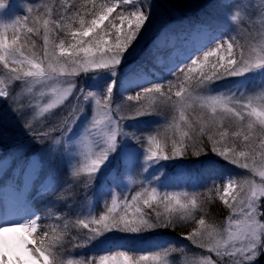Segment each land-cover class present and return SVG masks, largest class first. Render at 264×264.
<instances>
[{"label":"snow or ice","instance_id":"1","mask_svg":"<svg viewBox=\"0 0 264 264\" xmlns=\"http://www.w3.org/2000/svg\"><path fill=\"white\" fill-rule=\"evenodd\" d=\"M8 4L0 0V9ZM212 7L213 13L199 27L190 28V45L160 66L159 75L155 70L146 72L144 61L135 59L156 15L153 0L62 4L55 19L48 4L35 10L32 4L25 5L22 11L27 14L13 19L0 14V100L7 103L31 142L46 153L50 165L71 153L64 190L83 181L85 194L94 190L104 208L98 216L89 208L84 218L65 220L62 230L59 225L41 224L49 219L51 208L45 216L36 208L15 218L0 214V264H144L149 260L170 264L173 253L181 255L177 264H256L257 257L264 255V0L254 5L249 0H216ZM253 7L260 17L258 29L250 12ZM117 8L121 10L116 12ZM41 28L43 43L38 48L32 37L40 36ZM179 28H184L182 21ZM176 31L166 24L157 39L163 36L167 44L169 33ZM165 75L173 79L165 81ZM81 77L91 84L84 86ZM221 82L227 83L218 91ZM17 83L29 93L39 89V100L48 97V102L43 106L19 103L20 93L10 92ZM253 84L260 85L259 95L248 94ZM132 89H136L134 96H123ZM114 94L125 101L143 98L148 103L132 109V115H122L119 103L112 107ZM69 98L75 100L72 111L47 129L38 131L33 126L28 113L52 115ZM158 106L174 113L162 126L163 132L159 125L146 132L129 126L130 120L160 116ZM197 107L205 111L191 118L186 115ZM82 118L84 123L76 132ZM226 118L233 124L225 126ZM187 141L210 143L213 154L251 174L239 180L228 174L222 185L213 178L218 198L229 210L223 227L206 223L204 216L195 219L200 207L195 194L189 198L186 191H159L170 167L188 171L183 168L186 156L207 155L203 149L189 153ZM136 165L142 172L153 169L152 177H145L147 186L130 199L127 195L121 199L117 189L125 188L122 176ZM71 198L57 199L71 210L73 205L67 204ZM193 220L196 227L181 235L202 250L199 255L188 257L184 245H158L160 250L151 255H136L142 250L128 243L130 237L175 230L178 223ZM70 229L78 235L71 236ZM70 236L80 241L71 249L66 248ZM96 245L101 254L77 258L76 249Z\"/></svg>","mask_w":264,"mask_h":264},{"label":"rangeland","instance_id":"2","mask_svg":"<svg viewBox=\"0 0 264 264\" xmlns=\"http://www.w3.org/2000/svg\"><path fill=\"white\" fill-rule=\"evenodd\" d=\"M112 2H116V0L104 1V3H109V5ZM153 2L155 4L154 11L156 15L153 19L152 25L150 26V30L147 33H144V38L140 41L138 55L135 59L144 61V70L146 72L155 70L157 75H159L160 66L169 63L170 60L174 59L179 53H182L189 45L188 37H182L185 35L183 29H185V27L188 29L191 28L192 25L190 23H192L194 20H197L195 19L197 17H203L207 19L209 15L213 13L212 5L216 3V0H153ZM224 2H228V0H224ZM237 2H239V0H237ZM249 2L250 4L254 5L256 0H249ZM8 3V7L6 9H0V14L4 15L6 20L27 14L22 11V9L28 4H32L34 10L38 5H51L53 7V18L55 19L57 18V13L61 11L60 6L62 4H71L72 0H8ZM40 10L42 12L43 8ZM120 10L116 12H119ZM250 12L252 18L257 21L256 28L258 29L260 17L257 15L256 8H251ZM112 16H110L109 19H113ZM181 21L184 25L183 29L179 28V23ZM114 22L119 23L118 20ZM107 23L108 21H105V24ZM166 24H170L177 28L176 32L169 33L167 37V44L164 43L165 37L160 36V38L157 39V36L161 32L163 26ZM29 26H32L31 21L29 22ZM242 27H246V25H242ZM42 35L43 29L41 28L40 36L32 37L36 40L38 48L42 47ZM173 38H180V41L185 47L179 41L177 45L172 43L171 40ZM0 72H3L2 66H0ZM168 77H170L169 79H173L172 76L165 75L164 80L167 81ZM81 80L83 81L84 86H89L91 84V81L83 80V77H81ZM156 82L160 81L157 80ZM225 83L227 82H221L218 84L217 90H221ZM175 90L177 89L174 88L173 93ZM17 91L20 93L18 102L24 105L39 102L40 105L43 106V104L48 102V97H45L43 100H39V89H35L33 92L29 93L26 90V86L22 87L21 84L17 83L15 88L10 89V92ZM135 91L136 89H132L128 92H125L123 96H134ZM259 93L260 85L253 84L249 86V95H259ZM82 103L83 101H81V104ZM117 103L121 105V114L127 116L134 114L132 109H135L141 104L147 105L148 101L143 98L138 102L135 100L125 101L119 94H114L112 107L115 108ZM74 104L75 100L73 98H69V100L66 101L61 107L54 109L52 115L45 114L44 117H36L35 112H30L28 115L33 117V126L38 131H40L47 129L50 125L55 124L58 120H60L64 114L72 111ZM156 110L160 113V116H145L136 121L130 120L128 121L129 126H134L141 132H144L143 128H146V132L151 131L154 127L159 125L161 126L160 131L163 132L164 129L162 126L171 120L174 113L169 107L166 106H158ZM75 111L78 112L79 109H76ZM201 111L205 110L197 107L194 110H189L186 115H189L191 118L194 114L198 115ZM175 115L178 117V113H175ZM83 123L84 120L82 118L79 124L76 126V132L80 131V126ZM246 123L247 120H245V125ZM224 124L225 126H228L229 124H233V121L230 118H226L224 120ZM231 130H235V127L233 126ZM59 134L60 132L58 126L56 135ZM169 135H171V133H169ZM26 136L27 135L21 128L20 123L9 110L7 103L4 100H0V165H2V170H5L8 166L12 167L14 164L15 167L10 170L8 175L16 178L18 171L19 174H21V172L25 169V165H27V163L32 160L35 164H37L40 172H42V175H48L50 177V188L48 190H45L41 184L36 187L37 191L39 190L41 193H37V196H40L35 200V207L39 209V214L41 216L48 215V209H52L49 219L41 220V224L59 225L60 228L58 230H62L65 220L74 222L77 218H84V216L89 211V208H92L97 216L102 211H104V208L101 205L100 196L94 195V190H89L87 194H85V189L82 187L83 181H79L75 183L70 189L64 190L68 157L71 155V153H65V158L63 160L58 159L55 165H50L46 153L41 152L39 146L34 145L29 137ZM24 137H26L28 140L24 139ZM22 139L25 140L23 143ZM185 163L186 161L184 160L183 168L187 169L188 171H182V169L179 167H170L168 169L167 176L160 181L161 185H164L165 187H160L159 191L161 194H163L165 191H186L189 194V198L195 194L198 205L200 206L195 213V219H199L200 216H205L206 212L203 204V197L216 196L218 198L212 183L213 178H215L217 184L222 185L225 182L223 177L227 176L228 174L236 176L238 180L240 177L251 176V174L246 170H242L228 164L226 161L222 160L213 153L210 158L197 159L192 164ZM115 164L116 162H114V166ZM128 164L130 167L132 164L131 159L128 161ZM153 171V169H149V171L142 172L140 165H136V168L132 171H125L122 176L125 188L123 190L117 189V191L120 192V198L122 199L124 195H127L130 199L132 194H134L136 191H140L142 187H146L147 181L144 180V178L148 177L151 179ZM157 175L159 174L157 173ZM256 179L257 181L259 180L258 177H256ZM142 180H144L143 184L140 183ZM68 183H72V181H68ZM156 186V184L152 185V187ZM52 188L56 189L55 193H52ZM209 188H212L213 190L209 192ZM61 195L63 197H72L67 201L68 205H73L71 210H69L68 206L63 202V200L57 199L58 196ZM52 216H60V219H52ZM224 224L225 219L221 225L216 226L223 227ZM70 231L71 236L78 235L76 230L70 229ZM83 231L87 230H82V232ZM82 232L80 234H82ZM161 232H163V230H160L155 234H145L143 237H130L128 243L134 248L142 250V252H137L136 255H140L142 253L151 255L160 250L157 247L158 245L165 248H179L182 245L187 246L186 255L188 257L201 254L202 250L191 245V243L181 234L179 237L175 236L176 238H169L163 235L160 236L159 234ZM165 233L168 232L165 231ZM71 236L68 238V243L66 244V248L69 249L80 243L78 240H72ZM93 254H101L99 245L84 248L82 250L76 249L77 258L82 256L84 260H87ZM203 254L206 255L207 253ZM180 258V254L173 253L169 258L170 264H177ZM212 258L217 259L215 255H213ZM144 264H151V261H145ZM256 264H264V255L257 257Z\"/></svg>","mask_w":264,"mask_h":264},{"label":"trees","instance_id":"3","mask_svg":"<svg viewBox=\"0 0 264 264\" xmlns=\"http://www.w3.org/2000/svg\"><path fill=\"white\" fill-rule=\"evenodd\" d=\"M106 0H96V2L99 4L101 2H104ZM83 0H72L73 5H79L80 3H82ZM90 6V5H89ZM120 10L119 8H117L116 11ZM116 15V12L113 14L112 18H114V16ZM86 19H91V16H86ZM195 19H205L203 17H197ZM170 77H168L167 79L169 80ZM166 79V80H167ZM161 128V127H160ZM144 132L146 130V128H143ZM28 137V136H26ZM26 137H24V139H26ZM24 139H22V143L25 141ZM28 140V139H26ZM189 148L188 151L189 153H191L192 151L195 150H199V149H203L205 152H207V155H201L198 159H203V158H210L212 156V152H211V147L212 145L210 143L205 142L204 144H200L199 142L193 144L192 141H187ZM171 147V145L169 144V148ZM186 161L185 164H192L195 162V160H197L196 157L188 155L185 157L184 159ZM45 202V200H44ZM43 202V203H44ZM46 203V202H45ZM203 204H204V208H205V220L206 223L208 224H212V225H221L224 221V219L228 216L229 210L227 209V207L220 202V200H218V198L216 196H205L203 197ZM196 227L195 221H189V222H185L182 224H178V226L175 228V230L170 229H166L163 230V232H161L159 235L160 236H166L169 238H176L179 237L181 233H187L189 231L192 230V228ZM165 231H167L168 233H165ZM169 235V236H168ZM176 236V237H175Z\"/></svg>","mask_w":264,"mask_h":264},{"label":"bare ground","instance_id":"4","mask_svg":"<svg viewBox=\"0 0 264 264\" xmlns=\"http://www.w3.org/2000/svg\"><path fill=\"white\" fill-rule=\"evenodd\" d=\"M200 23H197L196 25H194L193 27H199ZM185 33L189 36V44L191 43L192 39H193V32L190 29H186ZM162 44V43H159ZM2 165H0V175L2 173ZM31 172V174H30ZM38 170L36 168V164L30 160V164H27V172L25 173V175H27L29 177V179L31 180V178L33 179L34 176L36 175L35 173H37ZM44 186H46L48 189L50 188L49 185L44 184ZM0 197H4L3 195H1ZM28 200H21V201H17V200H11L8 199L7 202H3L0 199V214L2 213H8L10 218H15L16 216L19 215H23L25 212H27L29 209L31 208H36L34 205L35 203L33 201H31L30 203L27 202ZM23 205H27V207H24Z\"/></svg>","mask_w":264,"mask_h":264}]
</instances>
